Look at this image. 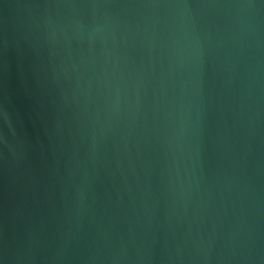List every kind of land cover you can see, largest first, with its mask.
<instances>
[{
  "label": "water",
  "instance_id": "95a60500",
  "mask_svg": "<svg viewBox=\"0 0 264 264\" xmlns=\"http://www.w3.org/2000/svg\"><path fill=\"white\" fill-rule=\"evenodd\" d=\"M0 264H264V0H0Z\"/></svg>",
  "mask_w": 264,
  "mask_h": 264
}]
</instances>
